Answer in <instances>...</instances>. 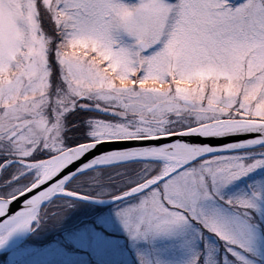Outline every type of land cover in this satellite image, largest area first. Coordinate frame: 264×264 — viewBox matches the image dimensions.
Instances as JSON below:
<instances>
[{
	"label": "snow or ice",
	"instance_id": "snow-or-ice-1",
	"mask_svg": "<svg viewBox=\"0 0 264 264\" xmlns=\"http://www.w3.org/2000/svg\"><path fill=\"white\" fill-rule=\"evenodd\" d=\"M108 141L145 143L81 160ZM257 168L264 0H0V246L52 227L72 249L40 264H220L211 234L255 264L264 183L224 190Z\"/></svg>",
	"mask_w": 264,
	"mask_h": 264
},
{
	"label": "rangeland",
	"instance_id": "rangeland-1",
	"mask_svg": "<svg viewBox=\"0 0 264 264\" xmlns=\"http://www.w3.org/2000/svg\"><path fill=\"white\" fill-rule=\"evenodd\" d=\"M253 182L264 183V168H257L234 181L225 188V195L241 194ZM102 206L107 207L101 208ZM99 207L101 210L107 211L110 205H99ZM254 221L258 227L255 231L254 252L249 259L254 260L255 264H264V201L259 202L256 210H254ZM57 230L56 228L48 227L38 235L28 234L14 249L0 254V264H40L41 261L52 260L56 256L53 250L57 247V242L62 243L65 248L71 251L72 245L62 239L61 231L59 234H53ZM205 235L209 245L214 248L216 258L220 261V264H234V258L225 249L223 243L211 234ZM197 243L199 244V242ZM156 248L160 251L162 257L172 262V264H178L185 255L173 241H159ZM125 256L128 264H136L132 252L126 253Z\"/></svg>",
	"mask_w": 264,
	"mask_h": 264
},
{
	"label": "water",
	"instance_id": "water-1",
	"mask_svg": "<svg viewBox=\"0 0 264 264\" xmlns=\"http://www.w3.org/2000/svg\"><path fill=\"white\" fill-rule=\"evenodd\" d=\"M189 142L191 143H204L208 144L214 147H220L226 144L235 143V142H241L246 139H248L245 135H231L226 137H189L187 138ZM145 143L144 141H108L104 142L102 144H99L96 146V148L92 151L91 155L86 154L85 157H82L81 160L91 159L92 156H95L100 153L108 152L113 149H122V148H131L138 146L140 144ZM20 204H22V200H18L14 202L11 205V211L15 212L20 207ZM108 205V204H103ZM28 234H23L22 236H19L8 243H6L4 246H0V254L6 253L14 249L16 246H18L26 237Z\"/></svg>",
	"mask_w": 264,
	"mask_h": 264
},
{
	"label": "bare ground",
	"instance_id": "bare-ground-1",
	"mask_svg": "<svg viewBox=\"0 0 264 264\" xmlns=\"http://www.w3.org/2000/svg\"><path fill=\"white\" fill-rule=\"evenodd\" d=\"M22 235H23V233L16 234V235H14L13 237H11L9 241H11V240H13V239H15V238H17V237H19V236H22ZM9 241H8V242H9ZM8 242H7V243H8Z\"/></svg>",
	"mask_w": 264,
	"mask_h": 264
},
{
	"label": "trees",
	"instance_id": "trees-1",
	"mask_svg": "<svg viewBox=\"0 0 264 264\" xmlns=\"http://www.w3.org/2000/svg\"><path fill=\"white\" fill-rule=\"evenodd\" d=\"M105 207H107V206H102L101 208H105ZM59 232H60V230H57V231H55L53 234L55 235V234H59ZM53 236V235H52Z\"/></svg>",
	"mask_w": 264,
	"mask_h": 264
}]
</instances>
